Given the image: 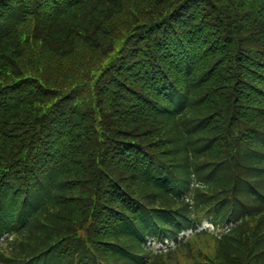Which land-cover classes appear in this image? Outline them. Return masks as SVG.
Returning <instances> with one entry per match:
<instances>
[{"label": "trees", "instance_id": "obj_1", "mask_svg": "<svg viewBox=\"0 0 264 264\" xmlns=\"http://www.w3.org/2000/svg\"><path fill=\"white\" fill-rule=\"evenodd\" d=\"M0 22V220L45 181L32 214L64 224L52 230L62 264L130 251L151 219L171 238L191 198L202 217L238 205L218 203L224 187H247L246 202L264 195V0H0ZM89 92L98 110L106 93V110L123 115H108L112 130L71 135ZM44 114L50 132L26 136ZM197 180L207 190L191 191ZM245 235L191 264H264V213Z\"/></svg>", "mask_w": 264, "mask_h": 264}, {"label": "rangeland", "instance_id": "obj_2", "mask_svg": "<svg viewBox=\"0 0 264 264\" xmlns=\"http://www.w3.org/2000/svg\"><path fill=\"white\" fill-rule=\"evenodd\" d=\"M76 46H79V44H77ZM64 50V52H65V50L66 49H63ZM70 63H71V61H70ZM83 66H82V64L81 63H76V62H74V65L72 66V68H74V69H79V68H82ZM69 70V69H68ZM68 226V225H67ZM66 227V226H65ZM59 228H64V224L63 225H61V226H59V227H57V229H59Z\"/></svg>", "mask_w": 264, "mask_h": 264}, {"label": "bare ground", "instance_id": "obj_3", "mask_svg": "<svg viewBox=\"0 0 264 264\" xmlns=\"http://www.w3.org/2000/svg\"><path fill=\"white\" fill-rule=\"evenodd\" d=\"M25 62H30V59L29 57L27 56L25 59H24Z\"/></svg>", "mask_w": 264, "mask_h": 264}]
</instances>
